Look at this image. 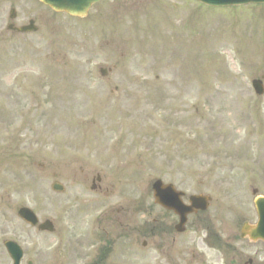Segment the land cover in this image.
<instances>
[{"label": "rangeland", "instance_id": "1", "mask_svg": "<svg viewBox=\"0 0 264 264\" xmlns=\"http://www.w3.org/2000/svg\"><path fill=\"white\" fill-rule=\"evenodd\" d=\"M11 6L17 26L34 17L40 31L8 33ZM101 68L111 70L107 78ZM263 77L264 6L113 0L72 19L38 0L3 4L0 246L19 242L34 264H84L75 241L131 233L123 248H150L130 258L117 243L105 264H164L165 223L175 220L154 204L156 180L174 184L184 200L209 195L201 216L212 215L223 234L256 223L264 95L251 82ZM55 181L63 193L52 191ZM22 207L53 221L55 233L24 225ZM151 231L154 239L142 236ZM256 246L250 254L264 250Z\"/></svg>", "mask_w": 264, "mask_h": 264}, {"label": "flooded vegetation", "instance_id": "2", "mask_svg": "<svg viewBox=\"0 0 264 264\" xmlns=\"http://www.w3.org/2000/svg\"><path fill=\"white\" fill-rule=\"evenodd\" d=\"M26 0H0V7L5 4L6 6L10 3L16 4L24 2ZM11 10H15L14 18H11ZM20 15L14 6H11L8 12V19L6 20V29L8 33L12 35H22L30 36L35 35L40 31L37 24V19L34 17L27 20L17 26V22L20 19ZM32 22V25H31ZM31 25L32 29H37V32L33 33H19L17 29ZM165 217H170L175 220L173 224L168 226L165 223V232H163L165 241V261L164 264H264V250L259 248L261 251H256L250 254V249L248 245L257 247L256 245H261L264 248V242L251 243L247 238H243L241 233L237 231H225L219 232L215 230L213 225L214 217L201 216V213L189 217V221L186 225V231L180 233L175 230L178 224V217L173 213L165 211ZM195 219L196 223L192 228H196L195 231L188 232L187 228L190 223V219ZM135 233L136 232H132ZM100 234V232H99ZM131 233H125L122 237L117 235L116 232H112V235H96L94 236L95 241L90 242L87 236L85 238H78V241L72 243V248L75 246L76 249L81 250V259L86 261L84 264H105V262L113 261L111 257L113 250H115V245H121L122 238L131 240ZM108 235V236H107ZM156 235L154 232L144 233L142 236H148L150 239H154L152 236ZM158 239H162V236ZM159 244V242L157 241ZM147 241H143L141 247H124L121 245L118 247L119 250H124L126 253H131L130 258L134 255L137 257V251H147L150 246ZM155 245V241L152 243ZM1 249V248H0ZM115 254V252H114ZM121 252L118 253V256ZM134 254V255H133ZM141 255H143L140 252ZM145 257V255H143ZM129 257V256H127ZM142 259H136V262ZM5 258V257H4ZM6 259V258H5ZM80 259V260H81ZM119 261L124 263L125 259L122 257L118 258ZM3 257L0 256V263ZM116 264H118L116 262ZM119 264H121L119 262Z\"/></svg>", "mask_w": 264, "mask_h": 264}, {"label": "water", "instance_id": "3", "mask_svg": "<svg viewBox=\"0 0 264 264\" xmlns=\"http://www.w3.org/2000/svg\"><path fill=\"white\" fill-rule=\"evenodd\" d=\"M44 5L50 7L53 11L57 13H65L69 16L76 18H85L88 12L94 4L102 1L108 0H40ZM202 4L211 7H231V6H241L249 4H264V0H195ZM254 87L256 88L257 94H263L261 82H254ZM53 189L57 192H62L63 187L59 184H54ZM153 192L155 203L161 205L163 208L168 210H174L176 214L180 216V225L177 227L178 231L184 230V225L187 222V216L192 213H197L199 210H207L210 202V198L207 196H194L191 197L192 205L187 207L184 206L180 197L183 195L175 191L172 185H164L162 181H157L153 185ZM257 210L259 212L260 222L257 227H245V231L249 233L251 238L258 239L264 238V198L258 197L255 201ZM19 216L27 223L35 226L38 222L34 213L29 209H21L19 211ZM41 230L53 231L51 223L46 222L44 225L40 226ZM9 252L15 262L19 264L21 259V250L17 245L7 244Z\"/></svg>", "mask_w": 264, "mask_h": 264}]
</instances>
